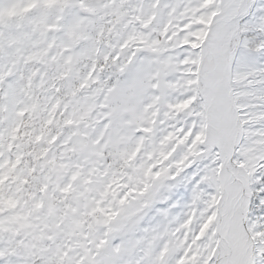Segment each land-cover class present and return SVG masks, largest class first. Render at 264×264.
Returning a JSON list of instances; mask_svg holds the SVG:
<instances>
[{
	"label": "snow or ice",
	"instance_id": "obj_1",
	"mask_svg": "<svg viewBox=\"0 0 264 264\" xmlns=\"http://www.w3.org/2000/svg\"><path fill=\"white\" fill-rule=\"evenodd\" d=\"M0 264H264V0H0Z\"/></svg>",
	"mask_w": 264,
	"mask_h": 264
},
{
	"label": "rangeland",
	"instance_id": "obj_2",
	"mask_svg": "<svg viewBox=\"0 0 264 264\" xmlns=\"http://www.w3.org/2000/svg\"><path fill=\"white\" fill-rule=\"evenodd\" d=\"M165 206H166V205H159V204H158L156 207H161V208H162V207H165Z\"/></svg>",
	"mask_w": 264,
	"mask_h": 264
}]
</instances>
